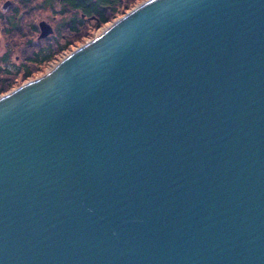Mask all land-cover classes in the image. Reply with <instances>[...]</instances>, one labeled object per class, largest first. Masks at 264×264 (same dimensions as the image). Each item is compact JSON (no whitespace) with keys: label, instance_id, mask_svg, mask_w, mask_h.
<instances>
[{"label":"water","instance_id":"obj_1","mask_svg":"<svg viewBox=\"0 0 264 264\" xmlns=\"http://www.w3.org/2000/svg\"><path fill=\"white\" fill-rule=\"evenodd\" d=\"M0 264H264V0H144L0 95Z\"/></svg>","mask_w":264,"mask_h":264},{"label":"rangeland","instance_id":"obj_2","mask_svg":"<svg viewBox=\"0 0 264 264\" xmlns=\"http://www.w3.org/2000/svg\"><path fill=\"white\" fill-rule=\"evenodd\" d=\"M142 1L120 0L114 10H108V20L99 25L94 18H82L80 11L69 9L61 1H54L51 12L46 7L48 3L42 7L39 0H0V57L4 53L7 56L0 60V86L2 82L10 83L3 93L47 73L58 59L62 60L76 47L95 37L104 25ZM6 2L10 5L5 9ZM42 21L51 28V32L44 37H40L39 32ZM65 45V48H60ZM39 48L44 51L50 49L53 54L48 60L35 64L30 59ZM25 66L31 71L26 78Z\"/></svg>","mask_w":264,"mask_h":264},{"label":"trees","instance_id":"obj_3","mask_svg":"<svg viewBox=\"0 0 264 264\" xmlns=\"http://www.w3.org/2000/svg\"><path fill=\"white\" fill-rule=\"evenodd\" d=\"M60 1L63 2L69 9L78 10L81 12V14H84L89 18H94L95 20H97L96 24L99 25L108 20V15H107L108 10L110 9L114 10L115 6L120 4V0H60ZM68 44L69 43H67L66 45ZM66 45L60 48H65ZM52 54L53 53L51 52L50 49L44 51L43 48H39L37 51L33 53V56L30 60L33 61L35 64H37V61L43 62L48 60L52 56ZM5 57L7 56L4 53V55L0 57V60H3ZM25 67L26 68L23 67V70L25 71L24 78H26L31 74V71L28 70L27 66ZM9 87H10V83L2 82L0 86V93L5 91Z\"/></svg>","mask_w":264,"mask_h":264},{"label":"flooded vegetation","instance_id":"obj_4","mask_svg":"<svg viewBox=\"0 0 264 264\" xmlns=\"http://www.w3.org/2000/svg\"><path fill=\"white\" fill-rule=\"evenodd\" d=\"M54 1L56 2H59L60 0H39V2L42 4V7H43V4L44 3H48L47 4V8H50V11L52 12L53 11V8H52V6H53V3H54ZM10 5V3H8V2H6L5 4H4V8L6 9L8 6ZM89 18L88 16H85V15H83L82 16V18ZM39 28H40V24H39Z\"/></svg>","mask_w":264,"mask_h":264},{"label":"bare ground","instance_id":"obj_5","mask_svg":"<svg viewBox=\"0 0 264 264\" xmlns=\"http://www.w3.org/2000/svg\"><path fill=\"white\" fill-rule=\"evenodd\" d=\"M143 1H144V0H143ZM137 5H138V4H137ZM133 8H134V7H133ZM130 10H131V9H130ZM125 13H126V12H125ZM121 16H122V15H121ZM121 16H120V17H121ZM118 18H119V17H118ZM115 20H116V19H115ZM115 20H114V21H115ZM114 21H112V22H114ZM112 22H111V23H112ZM111 23L109 22L107 25H104L103 29L100 28V29L95 33L94 36H97L101 31H103V30H104L107 26H109ZM93 38H94V37H93ZM86 42H87V41H86ZM86 42H85V43H86ZM78 47H79V46H78ZM76 48H77V47H76ZM66 56H67V55H66ZM60 61H61V58L58 59L57 62H55V63L52 64V68H53L58 62H60ZM24 83H25V82H24ZM22 84H23V83H22ZM17 87H18V86H17ZM17 87H14L13 89H11V90H9V91H7V92H5V93H6V94L9 93L10 91L14 90V89L17 88ZM3 92H4V91H3ZM3 92H2V93H3ZM5 93H3V94L0 93V95L2 96V95H4Z\"/></svg>","mask_w":264,"mask_h":264}]
</instances>
